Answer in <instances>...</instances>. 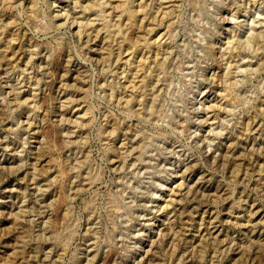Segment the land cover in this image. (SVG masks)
<instances>
[{"label":"rangeland","instance_id":"rangeland-1","mask_svg":"<svg viewBox=\"0 0 264 264\" xmlns=\"http://www.w3.org/2000/svg\"><path fill=\"white\" fill-rule=\"evenodd\" d=\"M0 264H264V0H0Z\"/></svg>","mask_w":264,"mask_h":264},{"label":"bare ground","instance_id":"bare-ground-1","mask_svg":"<svg viewBox=\"0 0 264 264\" xmlns=\"http://www.w3.org/2000/svg\"><path fill=\"white\" fill-rule=\"evenodd\" d=\"M66 15V14H65Z\"/></svg>","mask_w":264,"mask_h":264}]
</instances>
